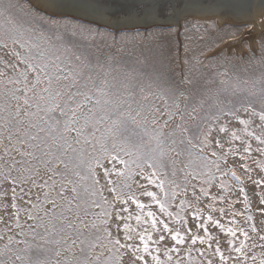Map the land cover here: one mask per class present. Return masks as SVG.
<instances>
[{
    "label": "snow or ice",
    "instance_id": "1",
    "mask_svg": "<svg viewBox=\"0 0 264 264\" xmlns=\"http://www.w3.org/2000/svg\"><path fill=\"white\" fill-rule=\"evenodd\" d=\"M96 2L40 0L47 8L76 10ZM128 2L140 10L139 17L124 14L115 23L134 28L145 24L170 30L173 24L168 21L178 24L185 6L184 0ZM28 3L32 12L39 11L33 0ZM12 7H0V14ZM112 15L109 12L102 17L103 26L113 24ZM93 22L99 26V22ZM77 30L91 32L83 26ZM0 49V239L12 233L59 245L61 241L55 236L64 232V213L75 209L78 223L70 221L67 227L73 229L72 244L79 241L81 255L71 264H107L100 259L104 250L112 253L109 259L114 262L123 253H130L133 264H165L159 255L162 249L171 262L170 253H179L181 246L188 245L191 255L198 242L209 249L215 245L211 254L207 249H197L200 256L208 258L207 264H212L211 257L216 255L224 264L230 258L221 252L224 239L227 244L223 246L229 252L240 253L246 247L257 246L253 235L257 228L253 224L249 231L243 225L253 221L249 211L253 197L264 215V175L256 173L260 176L257 179L247 162L241 165L242 171H233L229 157L239 155L241 161L254 159L253 153L264 157V90L258 100L247 102L220 95L210 101L201 99L199 107L205 109L207 104V108L199 117L192 115L197 112L196 107L192 108L188 115L198 123L193 126L196 131H191L184 126L188 105L180 111L175 94L162 93V104L143 103L129 84L116 77L110 82L107 73L97 81L83 68L62 66L53 51L22 33L5 30L0 35ZM143 100L147 101V96ZM177 115L181 123L165 131ZM232 120L244 126L246 135L232 131L228 139ZM213 130L224 137L216 135L213 140ZM237 140L240 147L233 146ZM255 162L264 171V163ZM178 163L183 166L178 168ZM241 176L254 186L251 195L245 191ZM229 180L240 186L235 194ZM143 181L154 185L159 193L147 190ZM217 187L228 194L214 192ZM69 191L71 198L66 195ZM140 196L149 197L151 203H142ZM131 205L138 210L135 221L141 231L128 223L133 218ZM153 205L158 207L159 215L152 210ZM189 214L190 219H186ZM224 218L236 227H226ZM173 220L178 227L170 224ZM83 229H88V235ZM217 229L227 236H213ZM238 233L251 244L240 240L234 247L231 238H237ZM13 235L7 236L9 244L13 243ZM258 238L264 241V235ZM150 244L156 248L153 250ZM97 245L101 252L93 254ZM32 247L13 250L6 245L0 250V264H13V255L21 264H62L61 249L36 243L29 255ZM153 251L158 254L153 255ZM246 259L237 256L233 264H244ZM251 260L255 264L256 256L252 255ZM63 264L69 261L65 259ZM177 264L183 261L177 260Z\"/></svg>",
    "mask_w": 264,
    "mask_h": 264
},
{
    "label": "rangeland",
    "instance_id": "2",
    "mask_svg": "<svg viewBox=\"0 0 264 264\" xmlns=\"http://www.w3.org/2000/svg\"><path fill=\"white\" fill-rule=\"evenodd\" d=\"M7 4H11L13 7L7 13L0 14V35L8 30L14 34L22 33L24 37H31L42 47L50 49L59 56L60 61L63 62L62 66L83 68L86 74L91 73L97 81L104 78L105 73L108 74L107 78L110 82H112V77H116L123 84H129L131 89L136 91L137 100L143 103L162 104L163 101L159 99L162 93L175 94L180 111L184 110L186 104L188 105L184 126L191 131H196L193 126L198 123V120L192 119L188 115L192 108H197V112L192 114L197 117L203 116L207 108V104H205V109L199 107L201 99L210 101L220 95L221 97L247 102L248 100H258L261 91L264 90V33L259 34L256 40L257 46H250L247 41H243V49L239 52L226 49L219 50L225 45V42L241 38L247 29H250V25L239 27L224 24L219 26L214 20L184 19L179 27L173 26L170 30L155 27L115 32L73 18L49 15V13L41 10L32 12L28 0H0V7ZM79 26H83L85 29L90 28L91 32L78 31ZM2 53L3 50L0 49V55ZM144 96H147V101L143 100ZM180 123L181 120L177 115L165 131ZM257 123H259L258 120ZM101 130H103V126H101ZM232 131H235L238 136L246 135L244 126L235 120L229 123L228 139H231ZM216 135L224 137V134H218L213 130L211 138L214 140ZM233 146L240 147V141H234ZM253 148H255L254 141ZM252 155L254 159H246V161H241L239 155L230 156L229 167L233 171L237 169L242 171L241 165L247 162L252 166L253 175L259 179L260 176L256 173L259 172L264 175V171L261 170V165L255 161L264 163V157L256 153ZM181 159L184 158L181 157ZM233 161L236 163L233 164ZM182 166L179 163L177 165L178 168ZM241 171H237V175H240ZM100 175L102 176L103 173L100 172ZM134 179L139 180L140 178L134 177ZM241 180L244 181L245 191L251 195L254 186L244 176H241ZM143 183L147 190L159 193V189L154 185L148 184L147 181H143ZM228 184L232 187L233 194L239 190L240 186H234L231 180L228 181ZM137 192H139L138 189ZM214 192H220L221 195L225 196L228 194L227 190H222L219 187L214 189ZM66 195L71 198L72 193L69 191ZM139 198L142 203H151L149 197L140 196ZM240 207L243 205L241 204ZM152 210L157 211V215H159L157 206L153 205ZM175 210L177 209H170V211ZM95 211L98 212L99 209ZM130 211L133 212V218L128 223L132 229L141 231L142 229L135 221V212L138 211L135 209V205L130 206ZM249 211L253 215V221L243 226L250 231L251 226L255 225L258 231L253 235L256 237L257 246L255 248L246 247L240 253L229 252L223 246L227 244V239H224L221 252L226 257H230L224 264H233L237 256L248 257L244 260V264H253L252 255L256 256L255 264H260V261L264 260V247H261L264 245V241L258 238L260 235H264V215L260 214L258 201L254 197L249 206ZM247 214L248 212L245 213V215ZM64 215L67 217L63 221L64 232L55 236V239L61 241L59 245L44 244L38 238L33 241L31 236L6 233L3 239H0V250H5L6 245L13 250L28 249L31 245L33 246L29 251V255H31L35 251L34 245L40 243L45 248L61 249L59 259L62 264L65 259L71 264L75 257L81 255V246L79 241L75 245L72 244L73 239H75L72 235L73 229L68 228L67 225L70 221L74 224L78 222L76 221L75 209L71 213L65 212ZM81 218L84 217L81 216ZM86 219L91 220L93 217ZM186 219H190V214ZM228 219L224 218L222 221L226 227H236L229 224ZM237 223L239 224L240 221L238 220ZM170 224L179 226L178 222L174 220L170 221ZM147 226L145 225V227ZM39 231L43 233V229ZM16 232H19V229ZM83 232L88 235V229H83ZM218 233L219 230L217 229L212 235L216 236ZM8 235H13L12 244L8 243ZM219 236L226 237L227 234L219 233ZM231 239L235 241L233 246L238 247L239 241L244 240V237L238 233L237 238ZM136 243H140L138 236ZM244 243L250 245L251 241L244 240ZM140 246L142 247V245ZM150 248L154 250L156 245L150 244ZM214 248L215 245L209 249L207 245L201 246L198 242L189 255L188 245H184L181 246L179 253H170L171 262H168L167 257L163 255V249L159 255L165 264H177V260H182L183 264H201L202 261L203 264H207L208 258L200 256L197 249H207L208 253L211 254ZM92 251L93 254H97L101 252V248L97 245ZM23 254L21 251V255ZM152 254L157 255L158 253L153 251ZM111 256L112 253L104 250L100 259L107 261V264H133L134 258L130 253H123L118 262L109 259ZM148 259L151 258L148 257ZM211 259L212 264H222L219 255L211 257ZM12 260L13 264H21L20 261L15 260L14 255Z\"/></svg>",
    "mask_w": 264,
    "mask_h": 264
},
{
    "label": "water",
    "instance_id": "3",
    "mask_svg": "<svg viewBox=\"0 0 264 264\" xmlns=\"http://www.w3.org/2000/svg\"><path fill=\"white\" fill-rule=\"evenodd\" d=\"M257 1L259 3H264V0H184L185 6L181 10L178 24L176 21L169 20L168 22L172 23L173 26L179 27L184 19H195L197 16L201 17H197L196 19L214 17L217 15L220 16L225 13L234 14L235 16L248 15L251 14L249 12H251L254 2ZM93 9L95 11H93ZM67 11L70 12H53L54 14L49 15L73 18L95 26H98V23H94L93 21H97L99 22L98 27L106 28L115 32L155 28L149 27L145 24H139L134 28L131 25L115 23L116 18L122 17L124 14H131L134 17H139L140 10L131 7L128 0H97L95 4H91L82 10L68 8ZM109 12H113V24L105 27L103 26L104 20L102 17H107ZM170 15L171 13H169V16ZM236 19L242 20L241 17H236Z\"/></svg>",
    "mask_w": 264,
    "mask_h": 264
},
{
    "label": "bare ground",
    "instance_id": "4",
    "mask_svg": "<svg viewBox=\"0 0 264 264\" xmlns=\"http://www.w3.org/2000/svg\"><path fill=\"white\" fill-rule=\"evenodd\" d=\"M33 4L39 10L49 13V14L50 13L54 14L53 12H58V13L70 12V11H67L68 8L66 9L65 8H57V9L47 8L44 4L40 3V0H33ZM249 13L251 14L241 15V16H235L234 14L225 13L220 16L217 15L214 17H207V18L203 17L200 19H196L197 17H201V16H197L195 17V19L204 20V21L214 20L215 23H217V25L219 26L224 25V24H230V25L239 26V27L250 25V29H247V32L243 36L241 35L242 36L241 38L239 37L238 40L228 41L227 43L225 42V45L222 47L220 46L221 48L219 49V50L226 49L228 51L239 52L243 49L242 47L243 41H247L250 44V46H257L256 40L259 34L264 33V3H259L258 1L254 2L252 6V10ZM236 17H241L242 20L236 19Z\"/></svg>",
    "mask_w": 264,
    "mask_h": 264
}]
</instances>
